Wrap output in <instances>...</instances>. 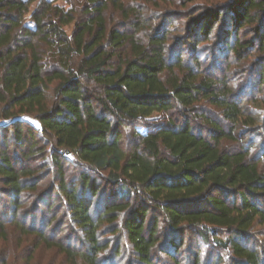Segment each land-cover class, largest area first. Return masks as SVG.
Masks as SVG:
<instances>
[{"label":"trees","instance_id":"16d2710c","mask_svg":"<svg viewBox=\"0 0 264 264\" xmlns=\"http://www.w3.org/2000/svg\"><path fill=\"white\" fill-rule=\"evenodd\" d=\"M55 2L0 0V118L11 120L7 128L14 129L19 144L32 140V149L35 137L24 130L31 127L18 117L33 115L41 132L86 168L78 181L67 182L62 159L54 160L59 191L85 235L86 250L37 235L72 259L100 264V254L108 248L99 239L102 225L123 219L119 230L140 263L152 264L162 217L173 231L190 229L205 244L232 250L236 264H260L258 253L236 236H245L256 222L264 224V151L253 155L249 145L222 149L223 139L240 140L239 128L226 130L202 115L213 129L208 138L192 123L202 101L233 127L261 121L246 116V106L227 79L204 74L201 61H186L178 44L196 49L208 41L224 10L207 7L174 43L170 33L142 22L131 6L138 0H83L81 12ZM225 8L231 23L220 31L224 50L239 58L254 51L255 40L238 35L253 26L264 52V0H230ZM109 10L121 20L114 22ZM28 14L33 25L26 23ZM72 23L75 29L69 35L65 27ZM259 79L262 84L263 69ZM176 110L180 124L167 118ZM138 123V145L128 153L121 128ZM34 174L32 168H18L0 150V177L16 213L20 195L37 187ZM95 174L115 188L120 201L104 203V185ZM155 211L159 214L152 215ZM180 242L172 240L169 246L179 250Z\"/></svg>","mask_w":264,"mask_h":264},{"label":"rangeland","instance_id":"374dc122","mask_svg":"<svg viewBox=\"0 0 264 264\" xmlns=\"http://www.w3.org/2000/svg\"><path fill=\"white\" fill-rule=\"evenodd\" d=\"M230 0H138L131 2L140 13L142 22L148 21L155 24L160 32L170 33L174 43L183 38V29L187 28L191 20L198 16L204 9L210 6L220 7L224 10L222 22L214 27L212 36L208 41L199 43L194 49L189 43H180L185 60L193 63L197 58L201 61L204 74L223 77L229 81L234 90L236 98L239 96L241 103L246 106L247 113L257 121L254 126L233 127L224 120L220 111L205 102L198 103V110L193 113V126L195 131L210 137L213 134L212 126L205 120L200 119L207 115L226 130L239 128L237 133L238 142L223 139L220 147L226 150H236L249 145L253 155L263 154L264 151V82L260 84L259 74L264 70V52L259 50L258 39H256L253 26H248L239 31L240 39H254L256 47L254 51H245V56L239 58L231 51L224 50L221 30L230 26V15L225 8ZM55 4L63 6L65 10L70 7L81 12L83 0H56ZM37 6L34 3L30 12ZM226 12V13H225ZM114 22L121 20V15L113 10L108 11ZM26 23L33 25L28 14ZM178 27V28H177ZM75 29V23L65 27L66 32L71 35ZM132 32V31H131ZM172 34V35H171ZM182 42V41H181ZM250 52V53H249ZM196 116V117H195ZM167 118L180 124L182 116L176 110ZM165 118V121L168 119ZM24 120L25 126L30 129L35 137L36 144L30 149L32 140L19 144L16 140L13 128H7L11 120L0 118V150L5 149L18 168H32L35 170V189H26L20 195L21 206L18 212L13 209L9 188L0 177V264H85L78 256L75 259L60 250L56 245L49 246L37 234L42 233L45 238L52 242H59L64 246L77 251H85L84 233L76 226L70 210L59 191L61 184L58 168L54 160L62 159L66 181H78L83 171L84 164L71 152L58 149L52 143L49 136L41 132L40 124L33 115L19 116ZM142 124L125 125L121 128L123 132L122 145L128 153L133 152L138 145L137 131ZM264 165V154L261 157ZM101 184L104 185V203L120 201L115 188L107 184L95 174ZM96 205L99 197L95 198ZM95 208H93V211ZM158 215V211L151 213ZM123 219L114 223L106 222L101 227L99 239L108 244L100 254V264H141L132 250V245L126 239L121 229ZM118 227V228H117ZM118 230V231H117ZM226 235H221L225 238ZM158 245L152 255V264H236L235 254L232 250H223L213 243L205 244L195 231L188 229L173 231L167 227L161 217V230ZM242 244L250 247L258 253L260 264H264V224L255 223L245 236H236ZM180 240L181 249L170 248L169 242ZM175 256L174 259L170 253Z\"/></svg>","mask_w":264,"mask_h":264}]
</instances>
